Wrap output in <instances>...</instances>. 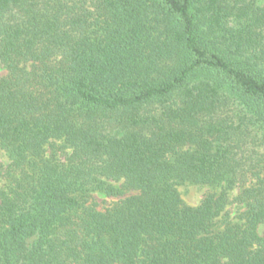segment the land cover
<instances>
[{
	"label": "trees",
	"instance_id": "trees-1",
	"mask_svg": "<svg viewBox=\"0 0 264 264\" xmlns=\"http://www.w3.org/2000/svg\"><path fill=\"white\" fill-rule=\"evenodd\" d=\"M262 224L264 0H0V264H264Z\"/></svg>",
	"mask_w": 264,
	"mask_h": 264
},
{
	"label": "rangeland",
	"instance_id": "rangeland-1",
	"mask_svg": "<svg viewBox=\"0 0 264 264\" xmlns=\"http://www.w3.org/2000/svg\"><path fill=\"white\" fill-rule=\"evenodd\" d=\"M183 197L188 203L198 204L203 198L204 194L207 191V187H202L198 185H183L180 188ZM100 201L104 199V197L99 196ZM109 200V198H108ZM261 232H264V224L260 227Z\"/></svg>",
	"mask_w": 264,
	"mask_h": 264
}]
</instances>
